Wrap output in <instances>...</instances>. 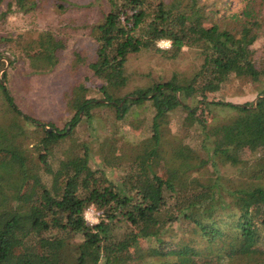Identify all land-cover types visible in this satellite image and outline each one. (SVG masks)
Wrapping results in <instances>:
<instances>
[{"label":"trees","instance_id":"trees-1","mask_svg":"<svg viewBox=\"0 0 264 264\" xmlns=\"http://www.w3.org/2000/svg\"><path fill=\"white\" fill-rule=\"evenodd\" d=\"M42 1H8L3 16ZM245 1L232 12L225 0H107L91 27L100 98L87 81L75 85L63 129L23 112L3 71L0 264H264V156L241 155H264V91L242 103L210 99L264 78V0ZM24 45L34 72L53 69L66 47L53 30ZM148 108V132L130 138V117ZM199 109L212 115L207 124ZM171 115L184 137L165 149ZM98 121L115 135L122 126V144L94 135ZM219 160L245 165L248 181L225 189L202 177ZM90 207L97 223L85 218Z\"/></svg>","mask_w":264,"mask_h":264},{"label":"rangeland","instance_id":"rangeland-1","mask_svg":"<svg viewBox=\"0 0 264 264\" xmlns=\"http://www.w3.org/2000/svg\"><path fill=\"white\" fill-rule=\"evenodd\" d=\"M8 1L11 0H4L0 4V63H6L5 67L0 70V77L4 70L8 71L6 83L23 112L46 123H52L56 128L63 129L74 113L68 105V100L75 85L87 81L92 87V93L100 98L97 88L99 80L89 67V63L96 58L97 49V42L91 34V27L101 18L102 9L108 8V2L107 0H61L66 7L65 10H62L47 0H43L42 4L34 11H16L4 17L3 13L7 10ZM13 1L15 2V0ZM225 1L227 3L223 2L224 6L231 9L232 12L240 11L246 4L244 0ZM222 9L220 8V11ZM44 30H53L59 38L65 40L66 47L61 51L60 61L53 69L45 72H34L23 51V45ZM159 45L168 48L171 43L163 40ZM256 46L259 47V43ZM77 55L81 57L82 61H77ZM10 59L14 60L15 63L12 64ZM261 91H264V78L258 83L243 82L242 87L239 88L230 85V88L211 96L210 99L220 97L241 103L248 100L255 101L257 94ZM96 112L98 116L101 115L102 117L105 116L108 109L97 108ZM152 112L153 108L142 109L137 117H130L127 126L129 127L130 138H142L148 132L146 124L151 118ZM83 117L84 113L81 115V118ZM170 118V125L173 130H169L167 141L164 144L165 149H172V147L181 144L178 138L184 137L178 131L180 129V116L171 115ZM211 119L212 115L207 110L199 109L198 121L200 124H207ZM71 127L68 126V128ZM77 128H82V126L79 125ZM117 130L120 133L112 134L113 129L110 124L105 126L103 122H99L92 133L94 135L100 134L101 139L103 135L112 138L120 137L118 143L122 144V126ZM223 144L221 146L225 147ZM261 153L241 152V155L246 159L249 155L250 158L248 159L256 160L260 156H264ZM91 154L93 164L101 167L102 154L99 149L93 147ZM258 154L259 156H256ZM247 169L242 163L219 160L218 168L209 165L205 169L207 170L206 174H202V177L213 176L219 180L225 189L234 188L248 181V177L243 172ZM91 217L93 221H89L90 223L98 222V212L95 208Z\"/></svg>","mask_w":264,"mask_h":264},{"label":"built area","instance_id":"built-area-1","mask_svg":"<svg viewBox=\"0 0 264 264\" xmlns=\"http://www.w3.org/2000/svg\"><path fill=\"white\" fill-rule=\"evenodd\" d=\"M93 214H94V208L93 207H90V208L87 209V211L85 213V218L88 221H91L92 222L93 220H92V217L91 216H93Z\"/></svg>","mask_w":264,"mask_h":264},{"label":"water","instance_id":"water-1","mask_svg":"<svg viewBox=\"0 0 264 264\" xmlns=\"http://www.w3.org/2000/svg\"><path fill=\"white\" fill-rule=\"evenodd\" d=\"M128 97H132V96H128ZM99 101H102V102H104L105 100H101V99H100ZM82 113H83V112H82ZM82 113H81V115H82ZM48 129H49V130H52V128H51V127H48Z\"/></svg>","mask_w":264,"mask_h":264}]
</instances>
